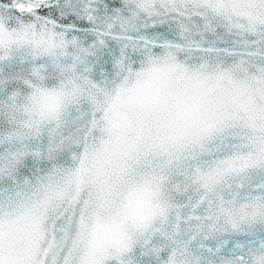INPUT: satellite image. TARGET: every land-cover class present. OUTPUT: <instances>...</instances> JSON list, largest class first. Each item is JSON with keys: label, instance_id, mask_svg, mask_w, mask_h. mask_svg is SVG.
Returning <instances> with one entry per match:
<instances>
[{"label": "snow or ice", "instance_id": "obj_1", "mask_svg": "<svg viewBox=\"0 0 264 264\" xmlns=\"http://www.w3.org/2000/svg\"><path fill=\"white\" fill-rule=\"evenodd\" d=\"M0 264H264V0H0Z\"/></svg>", "mask_w": 264, "mask_h": 264}]
</instances>
